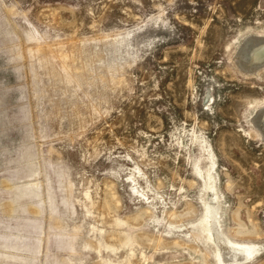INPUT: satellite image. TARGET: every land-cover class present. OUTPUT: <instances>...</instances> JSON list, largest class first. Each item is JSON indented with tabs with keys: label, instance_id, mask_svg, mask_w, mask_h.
<instances>
[{
	"label": "rangeland",
	"instance_id": "374dc122",
	"mask_svg": "<svg viewBox=\"0 0 264 264\" xmlns=\"http://www.w3.org/2000/svg\"><path fill=\"white\" fill-rule=\"evenodd\" d=\"M258 39L264 0H0V264H264Z\"/></svg>",
	"mask_w": 264,
	"mask_h": 264
},
{
	"label": "bare ground",
	"instance_id": "6f19581e",
	"mask_svg": "<svg viewBox=\"0 0 264 264\" xmlns=\"http://www.w3.org/2000/svg\"><path fill=\"white\" fill-rule=\"evenodd\" d=\"M239 63L247 68H250V66L254 63L260 62L264 60V41L263 40H251L250 42H246L245 45H243L242 51L239 53ZM257 125L259 128L264 132V110L259 112L255 118ZM206 230L209 234V236L216 237V243L217 247L222 251L223 254H226L228 252V248L223 243L221 235L217 231V235L214 234V231L216 229L210 225V221H207L205 223Z\"/></svg>",
	"mask_w": 264,
	"mask_h": 264
}]
</instances>
